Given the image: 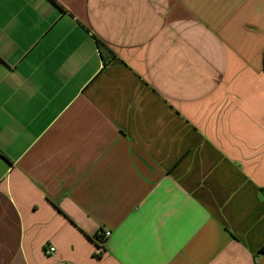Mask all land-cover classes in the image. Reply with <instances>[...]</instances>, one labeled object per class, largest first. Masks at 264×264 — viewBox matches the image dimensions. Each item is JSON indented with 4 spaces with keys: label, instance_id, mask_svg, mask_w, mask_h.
Returning <instances> with one entry per match:
<instances>
[{
    "label": "crops",
    "instance_id": "crops-1",
    "mask_svg": "<svg viewBox=\"0 0 264 264\" xmlns=\"http://www.w3.org/2000/svg\"><path fill=\"white\" fill-rule=\"evenodd\" d=\"M55 1L0 0V264H264V0Z\"/></svg>",
    "mask_w": 264,
    "mask_h": 264
},
{
    "label": "trees",
    "instance_id": "trees-1",
    "mask_svg": "<svg viewBox=\"0 0 264 264\" xmlns=\"http://www.w3.org/2000/svg\"><path fill=\"white\" fill-rule=\"evenodd\" d=\"M50 1L53 4H55V5L58 6V4L56 3L55 0H50ZM96 46H97V49H98V52H99L101 58H103V59L108 58V61L111 60V59H113L114 54L103 43H101L99 40H96ZM105 56H107V57H105ZM99 238H98L97 241H99ZM262 253H264V250H261L259 252V254H262Z\"/></svg>",
    "mask_w": 264,
    "mask_h": 264
},
{
    "label": "built area",
    "instance_id": "built-area-1",
    "mask_svg": "<svg viewBox=\"0 0 264 264\" xmlns=\"http://www.w3.org/2000/svg\"><path fill=\"white\" fill-rule=\"evenodd\" d=\"M110 236V232L109 231H105L104 233H101L99 241H98V245L100 248H102L105 240ZM102 251V249L100 250V252ZM55 252V247L52 245H45L43 248V254L45 256H50ZM61 264H71V263H61Z\"/></svg>",
    "mask_w": 264,
    "mask_h": 264
}]
</instances>
